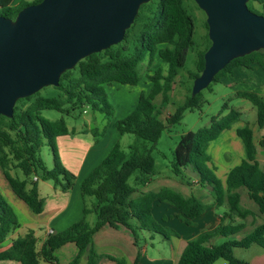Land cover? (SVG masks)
<instances>
[{
	"label": "trees",
	"instance_id": "1",
	"mask_svg": "<svg viewBox=\"0 0 264 264\" xmlns=\"http://www.w3.org/2000/svg\"><path fill=\"white\" fill-rule=\"evenodd\" d=\"M11 2L0 0L1 16L13 19L21 8L28 5L22 3L12 6ZM254 4L264 5V0L247 1L250 10L264 16V10H257ZM204 27L206 43L196 52L195 70L188 73L190 82L187 94L164 120L160 118L162 106L168 103L169 92L179 70L184 67L186 54L195 43L194 20L184 0H150L141 4L134 21L125 30L123 39L106 49L91 53L79 60L72 69L65 70L58 85L52 86L55 95L43 96L37 91L19 98L11 117L0 114V169L13 192L34 213H40L43 200L38 194V180L50 181L61 191L70 190L75 180L74 174L62 164L56 145V137L68 134L72 129L68 128L63 117L50 120L42 116L41 111L54 109L76 117L78 110L88 108L109 119L113 114V105L106 90L108 85L113 82L138 84L141 79L139 65L144 61L152 64L155 56L166 65L165 69L158 67L148 75L150 90L147 93L141 91L135 108L115 122L119 134H133L134 141L128 144L126 150L116 142L107 156L82 180L80 193L84 202L83 216L64 230L48 234L40 248L36 247L37 238L33 230H27L15 237L7 249L0 251V260H15L20 264H49L55 260L54 251L57 248L66 242H74L78 251L69 264H78L84 253V264H97L100 254L94 248L91 236L107 224L113 228L123 226L132 233L138 250L130 264H138L141 255V246L138 244L140 231L159 234L167 240L178 237L174 229L153 218L152 207L155 202H166L173 206L187 224H191L194 218L206 210L209 204L193 194L184 195L172 187L140 191L156 173L153 144L165 128L181 120L184 111L201 105V92L192 96L190 91L193 79L203 68V54L210 45L206 22ZM253 65L264 71L263 49L233 58L215 74L212 82H219L222 77L231 75L234 68L252 70ZM158 95H161L160 105L154 101ZM235 95L252 103L256 108L257 125L263 126L264 100L251 90H236ZM224 110L227 112L222 114ZM240 117L241 113L229 108L225 102L218 115L210 118L207 126L182 134L174 148L171 173L184 177V170L189 168L196 174L199 186L210 187L211 204L215 207L226 204L227 207L218 226L211 231L199 232L186 241L177 264H214L217 259L225 260L226 264H249L235 257L233 249L248 248L252 244L264 249V220L240 239L227 238L221 243H212L217 237H228L242 231L243 223H234L233 216L244 219L253 214L241 205L239 188L246 190L248 198L257 205L258 212L264 215V171L255 159L256 148L251 128L248 125L237 128L236 134L243 142L245 158L228 170L224 181L217 177L212 158L207 153L210 141L216 139L223 130L229 129ZM91 132L98 135L95 128ZM145 141L151 142L152 146L147 147ZM44 144L51 149L50 168L39 156ZM259 144L264 148V138ZM16 170L22 173V177L12 174ZM134 173L133 184H130L128 178ZM34 176L37 180H33ZM184 182L191 184L188 179H184ZM89 198H93L91 203H88ZM90 214L95 216L92 224L88 222ZM161 219L165 221L167 217L162 216ZM17 226V216L0 192V244ZM106 256L114 264H129L123 257Z\"/></svg>",
	"mask_w": 264,
	"mask_h": 264
},
{
	"label": "crops",
	"instance_id": "2",
	"mask_svg": "<svg viewBox=\"0 0 264 264\" xmlns=\"http://www.w3.org/2000/svg\"><path fill=\"white\" fill-rule=\"evenodd\" d=\"M35 1L36 0H12L11 5L18 6L22 3L29 4ZM158 59L160 58L155 56L154 61L160 66L161 64L157 61ZM220 80L230 86L234 92L236 90H251L256 92L264 100V71L257 65H253L252 70L247 68H234L231 75L222 77ZM147 84H149L148 87L136 90L135 88H137L138 84L128 85L116 82L111 83L106 87V90L108 96L110 95L109 88L113 87V91L115 90L116 92L112 94L114 99L109 96V99L113 103V114H115L112 116L107 126L101 130L99 129V127L101 128L104 125L105 118L100 114L101 118L99 119L97 113L94 122L90 123L87 121L82 127H68L72 129L71 132L56 137V145L60 160L62 164L74 174L75 180L72 188L68 191H61L59 188L54 187L50 181L38 180V194L43 200L42 211L40 213H34L29 206L13 192L0 169V192L13 208L18 219V226L0 244V251L7 249L15 237L23 235L30 229L33 230L37 238L36 247L40 248L48 234L64 230L83 216L84 202L80 193L81 182L107 156L114 144L120 141L123 135H120L117 131L115 122L125 117L135 108L140 92L144 91L147 93L150 90L151 83L149 82ZM232 124L229 129L223 130L216 139L210 141L207 147V152L211 158L212 155L209 153V148H211L213 155L217 157L220 156L227 165H232L231 163H234L232 162L233 159L237 158L241 160L245 158L243 142L236 134V130L239 127H234V129H232ZM94 128L97 129L98 133L101 131V137L100 134L95 136L91 132V129ZM258 128L261 130L260 138L258 139V145L260 146L259 141L264 138V124ZM253 135L254 132L252 130V139ZM253 143L255 145L254 141ZM260 148L264 151V148L261 146ZM255 159L260 168L264 171V158L262 161L263 164H261L257 158L256 152ZM230 168H228V170ZM194 175L195 178L192 179V181L195 182V184H193L192 187L187 185L190 190L188 194L194 193L193 195L202 200V196L195 192L199 184L197 183V176L195 173ZM179 183V181H176L170 175H156V177H151L149 182L140 188V191H155L165 186V184L178 185ZM207 187L210 193V187ZM183 194L188 195L186 193ZM88 202L91 203L90 201ZM211 202L212 200L209 202V206L206 210L201 215L194 218L191 224H187L182 215L173 206L166 202H155L152 207L153 218L164 225L174 228L178 233V237L173 236L168 240L171 248L170 255L161 254L160 256H153L142 246L138 264H177L179 255L189 238L202 231H211L222 221L224 212L227 209L226 204L219 206L223 208L219 210V208L213 206ZM248 209H250L253 214L244 218V221L247 223V228L243 223L244 228L242 231H244V236L251 231L253 227L262 223L264 220V215L258 212L256 204ZM162 216H166L167 219L162 221ZM91 218L90 214L88 216V222L90 224L95 221V219L91 220ZM226 221L227 219L224 220V222ZM233 221L234 223H242L240 218L234 216ZM242 237L243 236L238 234L228 237H217L212 240V243L217 244L223 242L227 238L240 239ZM91 241L96 251L100 254L97 264H114V262L106 256L108 254L116 257H123L130 264L134 261L138 250L132 233L123 226L113 228L105 224L92 234ZM77 251L78 249L74 242H66L54 251L55 260L49 264H69L76 256ZM85 261L86 253L81 255L78 264H84ZM244 261L249 264H264V249L262 248V251L255 252L251 260ZM0 264L20 263L15 260L5 259L0 260Z\"/></svg>",
	"mask_w": 264,
	"mask_h": 264
},
{
	"label": "water",
	"instance_id": "3",
	"mask_svg": "<svg viewBox=\"0 0 264 264\" xmlns=\"http://www.w3.org/2000/svg\"><path fill=\"white\" fill-rule=\"evenodd\" d=\"M150 0H40L13 19L0 15V114L19 98L57 86L79 60L119 43ZM205 13L209 47L191 95L206 88L233 58L264 50V16L248 0H193Z\"/></svg>",
	"mask_w": 264,
	"mask_h": 264
},
{
	"label": "rangeland",
	"instance_id": "4",
	"mask_svg": "<svg viewBox=\"0 0 264 264\" xmlns=\"http://www.w3.org/2000/svg\"><path fill=\"white\" fill-rule=\"evenodd\" d=\"M184 5L187 7L189 13L192 15L194 20L193 39L195 43L186 54L184 67L179 70L178 75L175 79V83L173 84L172 89L169 92L168 103L162 106V113L160 115V118L162 120H164V118L175 109V106L179 102H181L187 94V86L190 82V80L188 79V73L195 70L196 52L198 49H202L206 43L204 39V35L206 33V29L204 27V22L206 21L205 13L197 6V4L193 0H184ZM254 7L259 11L264 10V5L254 4ZM157 61L160 62V66L155 61L152 64H149L147 61H144L142 64L139 65V70H141V79L138 83L137 88H135L136 90L148 87L149 84L147 83L150 82L148 75H150L153 70L157 69L158 67H162L164 69L166 68V65L160 59H158ZM112 88H109V96L114 99L112 94L116 92L115 90L113 91ZM39 92L43 96H53L56 94L55 89L52 86L43 87L39 90ZM200 92L202 101L200 107L194 108L193 110L184 111L183 116L178 123L163 130L161 136L153 144L152 149V155L155 159L156 167V173L152 177H156V175H170L180 183L178 185L165 184V186L175 188L180 192L186 194H188V192L190 191L189 187H192L193 184H195V182L192 181V179L195 178V175L189 168L184 170V177L175 176L171 173L170 163L173 160L174 148L179 140V137L182 134L186 133L187 131H195L201 127L207 126L209 124L210 118L212 116L218 115L225 102H227L229 108H234L237 111L241 112L240 119L232 124V129H234V127L248 125L254 132L253 141L255 142L256 146L257 158L261 164H263L262 161L264 158V151L258 145V139L260 138L261 130L257 126L256 108L252 105V103L246 99L236 97L233 89L221 80L219 82H211L208 87L202 89ZM154 101L156 102V104L160 105L161 95H158ZM111 104H113L112 101ZM226 112L227 110H224L222 114H225ZM41 114L42 116L50 120H57L63 117L68 127H82L87 121H89L90 123L94 122L95 115L97 113H93L88 108H85L84 111L78 110L76 112V117L64 115L54 109H44L41 111ZM114 114H112V116ZM97 115L100 119L101 115ZM112 116L109 119L104 120L105 123L101 128L99 127L100 130L107 126L110 119H112ZM99 132L100 133L98 134H100L101 137L102 133L101 131ZM134 139L135 136L133 134H123L119 141L121 148L126 150L128 144L132 143ZM145 144L147 145V147L152 146V143L149 141H145ZM209 153L212 155L213 158L212 163L215 167V173L217 177L222 181H224L225 179L228 168L234 166L240 160L237 158L233 159L232 162L234 163H231L232 165H227L223 162L220 156L217 157L213 155L211 148H209ZM39 156L42 158L48 168L52 167L51 149L47 144H44L40 148ZM12 174H16L17 176L22 177V173L19 170L13 171ZM135 174L136 173L132 174L128 178V182L130 184H133ZM184 179H188L190 181L191 185H189V187L184 182ZM195 192L198 195H201L203 198L202 201L207 204H209V202L212 200L211 194L209 193V188L207 186L202 187L198 185ZM238 192L240 193V203L242 206L250 208L251 206L255 205V203L250 200L246 195V190L244 188H239ZM88 201H93V198H89ZM218 208L219 210L223 209L222 207ZM91 217V220L95 219L94 214H91ZM240 221H242V223H244L247 228V223L244 221V219H240ZM238 235L244 236V231L238 233ZM138 244L141 247H145L148 253L153 256H160L161 254H171L169 241L167 239H164L159 234L142 230L138 233ZM257 251H262V248L256 244L252 245L250 248L233 249L235 257L242 260H251L252 256ZM225 263L226 262L223 259H217L214 262V264Z\"/></svg>",
	"mask_w": 264,
	"mask_h": 264
},
{
	"label": "built area",
	"instance_id": "5",
	"mask_svg": "<svg viewBox=\"0 0 264 264\" xmlns=\"http://www.w3.org/2000/svg\"><path fill=\"white\" fill-rule=\"evenodd\" d=\"M33 180H37V177H36V176H34V177H33Z\"/></svg>",
	"mask_w": 264,
	"mask_h": 264
}]
</instances>
